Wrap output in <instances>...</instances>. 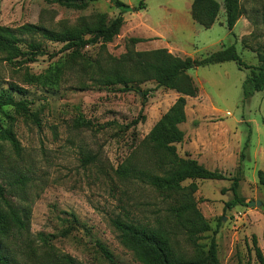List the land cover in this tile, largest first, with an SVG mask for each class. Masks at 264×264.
Returning <instances> with one entry per match:
<instances>
[{"label":"rangeland","instance_id":"1","mask_svg":"<svg viewBox=\"0 0 264 264\" xmlns=\"http://www.w3.org/2000/svg\"><path fill=\"white\" fill-rule=\"evenodd\" d=\"M71 1L85 6L0 0V26L33 23L60 31L91 23L97 13L107 22L119 14L110 0ZM120 1L137 6L141 0ZM191 1L143 0L144 8L122 15L123 25L110 42L69 49L45 42L44 54L32 62L0 52V96L26 101L34 115L0 108V135L10 130L18 145L0 138V207L13 206L25 221V228L13 226L2 237L9 264H70L65 257L73 264H143L122 244L111 223L115 217L164 231L168 245L185 260L210 264L206 256L214 238L219 264H264V188L257 179L264 169V90L247 99L242 95L243 80L258 64L253 50L264 46V0H241L244 14L232 31L222 6L209 28L194 22ZM232 44L249 68L225 61L187 71L199 91L186 98V121L180 125L185 138L176 150L182 157L194 154L226 177L194 180L193 197L210 229L192 243L170 211L180 192L169 198L137 172L163 174L146 136L179 94L154 80L126 91L108 80L123 71L119 58L126 52L167 48L199 58ZM234 176L240 178L244 204L229 209ZM251 200L262 204L248 206Z\"/></svg>","mask_w":264,"mask_h":264},{"label":"trees","instance_id":"2","mask_svg":"<svg viewBox=\"0 0 264 264\" xmlns=\"http://www.w3.org/2000/svg\"><path fill=\"white\" fill-rule=\"evenodd\" d=\"M55 1L68 7L82 8L85 6V3H76L71 0ZM110 2L119 8V14L109 22L106 21L105 14L97 13L93 15L94 20L91 23H81L77 27L64 28L60 31L33 23H25L15 28L0 26V52L6 54V59L21 56L22 61L32 62L38 55L44 54L45 42L63 43L62 48L64 49L80 48L99 41L110 42L114 36L119 34L124 22L122 15L144 8L143 0L137 6H130L120 0H110ZM223 6L226 27L232 31L237 20L244 14L241 0H223ZM219 8L220 4L217 0H192L190 16L200 26L209 28L216 21ZM132 40L135 43L142 41L137 37ZM241 44L244 45L243 39ZM253 51L256 53L258 64L251 67L250 74L242 82L243 99L264 90V46ZM119 60L123 71L115 73L108 83L121 84L123 91H126L133 84L154 80L156 86L173 89L179 94L146 136L148 145L158 155L157 164L164 167L163 174H150L140 170L137 172L143 180L164 191L169 198L176 191L180 192L178 205L171 206L170 211L183 226L189 240L196 243L199 234L208 231L210 226L194 200L193 193L197 189L194 180H218L226 179V177L216 170L207 169L188 154H185V157L180 156L176 150V144L184 139V132L180 129V125L186 121V98L196 97L199 91L187 70L225 61H234L240 69L249 67L241 60L233 44L200 58L180 57L169 52L167 48H155L126 52ZM127 66L130 70L125 72ZM10 89L21 91L17 85H10ZM4 106H12L18 111L33 115L29 113L26 101L15 100L11 95L0 96V108ZM0 138L8 139L16 148L18 147L10 130H4ZM257 179L258 184L264 188V169L257 172ZM186 180H191V182L182 186L181 183ZM230 180L229 190L232 192V198L225 204L229 209L238 204H244L237 191L239 176H234ZM3 192L4 189L0 185V198ZM6 208L5 210L0 207V264H9L2 237L6 236L13 226L25 228V221L18 210L9 204ZM111 223L118 230L122 244L133 251L143 264H203L201 260H185L177 256L163 237L165 236L164 231H155L142 224L123 222L118 217L111 219ZM97 247L107 259L113 261L112 254L103 244L97 243ZM206 259L210 264H219L216 258L214 238L210 240ZM65 260L73 264L69 257H65Z\"/></svg>","mask_w":264,"mask_h":264},{"label":"crops","instance_id":"3","mask_svg":"<svg viewBox=\"0 0 264 264\" xmlns=\"http://www.w3.org/2000/svg\"><path fill=\"white\" fill-rule=\"evenodd\" d=\"M217 1H218V0H217ZM191 2H192V1H191ZM219 4H220V8H221V6H222L223 9H224V6H223V0H222V3L219 2ZM190 6H191V4H190ZM220 8H219V10H220ZM224 12H225V10H224ZM218 13H219V12H218ZM217 16H218V15H217ZM225 18H226V17H225ZM240 18H241V17H240ZM240 18L237 20V22L240 21ZM216 20H217V19H216ZM225 22H226V21H225ZM237 22H236V24H237ZM236 24H235V25H236ZM222 48H223V47H222ZM220 49H221V48H220ZM168 51H169V50H168ZM199 58H200V57H199ZM188 70H189V69H188ZM188 70H187V71H188ZM184 138H185V136H184ZM184 142H185V143H184L185 146H187V149H186V150H188V149H189V147H188V145H187L188 142H187L186 140H185ZM189 152H190V151H189ZM189 154H190V153H189ZM190 156H191L192 158L194 157V159H196L198 162L200 161L197 157L194 156V154H192V155L190 154Z\"/></svg>","mask_w":264,"mask_h":264},{"label":"water","instance_id":"4","mask_svg":"<svg viewBox=\"0 0 264 264\" xmlns=\"http://www.w3.org/2000/svg\"><path fill=\"white\" fill-rule=\"evenodd\" d=\"M261 204H262L261 201H253V200L248 201V206H254V205L260 206Z\"/></svg>","mask_w":264,"mask_h":264}]
</instances>
